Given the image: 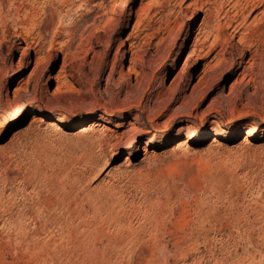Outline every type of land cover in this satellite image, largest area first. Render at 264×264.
<instances>
[{
    "label": "rangeland",
    "instance_id": "374dc122",
    "mask_svg": "<svg viewBox=\"0 0 264 264\" xmlns=\"http://www.w3.org/2000/svg\"><path fill=\"white\" fill-rule=\"evenodd\" d=\"M195 1L0 0V264H264V5Z\"/></svg>",
    "mask_w": 264,
    "mask_h": 264
},
{
    "label": "bare ground",
    "instance_id": "6f19581e",
    "mask_svg": "<svg viewBox=\"0 0 264 264\" xmlns=\"http://www.w3.org/2000/svg\"><path fill=\"white\" fill-rule=\"evenodd\" d=\"M187 1L188 0H183V2H184V4L185 3H187ZM201 1L202 0H196L195 1V4L197 5L198 4V2H200L201 3ZM194 3V2H193ZM236 3V2H235ZM251 3V2H250ZM140 4H142V3H140ZM247 4H249V3H247ZM252 4V3H251ZM255 4H256V7H261V6H263L264 5V0H258L257 1V3L255 2ZM189 6L190 5H187L186 7H184V8H189ZM248 6V5H247ZM254 6V5H253ZM201 7V11H203L204 12V10H205V6L202 4V6H200ZM236 7V6H235ZM255 7V8H256ZM180 11H178V13H183V12H185V10L186 9H184L183 8V5H181L180 7ZM248 8V7H247ZM255 8H254V10H255ZM257 9V8H256ZM255 12V11H254ZM133 16V13L132 14H130V16ZM207 20V19H206ZM206 20L204 19L203 21H202V23L200 24V25H198V29L196 30L197 31V34L195 35V39H194V41H193V45H192V47H191V49H190V51H189V53H187V55H186V57H185V59H184V68H183V71L182 72H184L186 69H187V67H188V65L192 62V61H195L196 60V58H197V52L199 51V49L201 50V49H203V46L205 45V44H207V42H209V40H210V38L212 37V35H210V33H205V32H203L204 30H205V28H207V25H208V23L206 22ZM147 29V28H146ZM134 30H135V32L133 33V35H130L128 38H127V40H126V42L129 44V47H130V49L133 47V45H134V43L132 42V41H134V40H136V39H138L140 36H141V34L143 33V30H141V26H140V24L139 23H137L136 25H135V27H134ZM171 30V29H170ZM200 35H202L201 37H200ZM147 36H148V34H147ZM150 36V35H149ZM151 37V36H150ZM150 37H149V39H150ZM215 39V38H214ZM213 39V40H214ZM216 41L217 40H214V42L213 41H211V43L213 44V45H211V46H216ZM126 43V44H127ZM218 45V44H217ZM209 46V45H208ZM250 47V46H249ZM210 48V47H209ZM262 48V50H264V43H262V44H260V45H257L256 44V51H259L260 49ZM129 49V50H130ZM210 51H208V53H205L202 57V59H204V58H208L209 57V55H211V53H212V50H213V47L212 48H210L209 49ZM215 50V49H214ZM134 60H135V55L134 54H132V56H131V58H130V64L132 65V64H134ZM210 69H211V67H210V65L209 64H205L204 66H203V68H202V70H201V74L202 75H205L206 73H208V71H210ZM14 111V110H13ZM15 112V111H14ZM13 117V116H12ZM54 124L55 123H53L52 121H50L49 123H48V126H50V127H53L54 126ZM96 127V124H94V125H86V126H83V127H81V133L83 134V133H86V132H89V131H92V130H94V128ZM55 128V127H54ZM57 128H59V127H57ZM57 128H56V130H57ZM53 129V128H52Z\"/></svg>",
    "mask_w": 264,
    "mask_h": 264
}]
</instances>
